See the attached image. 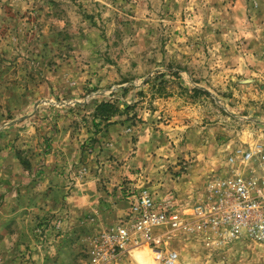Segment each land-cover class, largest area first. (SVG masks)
I'll return each instance as SVG.
<instances>
[{
	"label": "rangeland",
	"instance_id": "obj_1",
	"mask_svg": "<svg viewBox=\"0 0 264 264\" xmlns=\"http://www.w3.org/2000/svg\"><path fill=\"white\" fill-rule=\"evenodd\" d=\"M104 100L110 120L95 115ZM26 127L32 146L0 137V207L11 193L13 208L0 220H29L0 241V264H95L94 238L139 190L190 210L232 150L264 141V0H0V133ZM55 138L59 182L36 171ZM76 186L100 195L74 224ZM168 243L179 264H264L249 237L177 229ZM107 264L164 263L141 243Z\"/></svg>",
	"mask_w": 264,
	"mask_h": 264
},
{
	"label": "built area",
	"instance_id": "obj_2",
	"mask_svg": "<svg viewBox=\"0 0 264 264\" xmlns=\"http://www.w3.org/2000/svg\"><path fill=\"white\" fill-rule=\"evenodd\" d=\"M188 208L180 210L173 194L158 198L150 188L139 190L126 216L94 238L92 262L116 261L128 247L146 243L161 252L164 264H179L177 251H165L177 229L208 243L245 237L264 243V141L232 150L204 195Z\"/></svg>",
	"mask_w": 264,
	"mask_h": 264
},
{
	"label": "crops",
	"instance_id": "obj_3",
	"mask_svg": "<svg viewBox=\"0 0 264 264\" xmlns=\"http://www.w3.org/2000/svg\"><path fill=\"white\" fill-rule=\"evenodd\" d=\"M34 131L35 130H33L29 127L23 128L21 131H18L17 128H10V129H7V130L1 132L0 137H3L4 139H6L7 137L8 138L16 137L19 139L18 135L20 134L21 135L20 137L22 138L21 139V145H23L25 142H27V144L29 146H32L34 143L33 141H34V137H35L33 135ZM31 139H32V141H31ZM0 141L2 142L4 140L0 138ZM14 142L15 141L12 142V145H10L11 147L9 148V151H11L10 156L13 153H15L14 150L12 149L13 145L15 144ZM46 144L47 143L42 142L41 145L38 144V146H37L40 149L39 152H37L35 154L36 162L38 164L37 169H36L37 174L39 176H42V177L53 176L54 178H56V180L58 178V182H59V181H61L60 178L62 179V177H63V175H60V173L61 174L63 173V170H59V169L55 170V168H56V166H60L62 164L63 160L59 159L60 157L58 155V152H59V149H61L62 147L63 148L66 147L65 143L63 141H60V138H55V140H53L52 143H50V145H51V148H50L51 151L50 152H48V150L45 149ZM30 154L33 155V153H30ZM13 158H14V156H11V159H13ZM0 172H2V173L4 172V173L10 175V171L5 170L4 168ZM13 172L19 173L22 175L28 174V172H26L22 168H19V164L16 165V170H14ZM89 174H92V173H89ZM87 186H89L88 188H90L92 186V182H90L88 180V182L85 183L84 187H86V189H87ZM84 189L85 188H80V187L78 188V186H76V188L72 190V198H71L72 202L69 203L70 204L69 208L72 209L73 212H71L70 219L65 220V222L75 224L77 220H82L83 215H87L88 213L91 212V210H93L95 208L96 197L100 194H94V196L92 194L91 195H85ZM11 197H12L11 193L6 194L5 198H4V200H5L4 206L0 207V214H4L6 217L9 214L11 215V213L13 212V208H10V204H9ZM19 221H22V220H5V218L0 220V241L1 240L6 241V240L13 239L12 234L15 233V229H16L13 226H15L17 224V222H19ZM25 223L28 224L29 220L22 221L21 225H23ZM21 230H22V228H21ZM20 237L21 238L23 237L22 233L20 234Z\"/></svg>",
	"mask_w": 264,
	"mask_h": 264
},
{
	"label": "trees",
	"instance_id": "obj_4",
	"mask_svg": "<svg viewBox=\"0 0 264 264\" xmlns=\"http://www.w3.org/2000/svg\"><path fill=\"white\" fill-rule=\"evenodd\" d=\"M118 111V107L115 106L114 102H111L110 100H104L98 104L96 108V116L100 115L102 118L106 120H110L112 117H114ZM47 150L50 149V143L49 140L47 142ZM3 196V195H2Z\"/></svg>",
	"mask_w": 264,
	"mask_h": 264
}]
</instances>
